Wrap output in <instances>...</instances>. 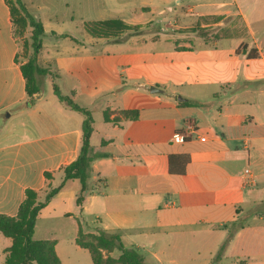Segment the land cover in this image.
I'll return each instance as SVG.
<instances>
[{
    "label": "crops",
    "instance_id": "1",
    "mask_svg": "<svg viewBox=\"0 0 264 264\" xmlns=\"http://www.w3.org/2000/svg\"><path fill=\"white\" fill-rule=\"evenodd\" d=\"M39 1L22 0L43 23L46 35L55 15H45ZM83 2L96 9L98 19L91 21L118 18L152 27L153 15L172 2L182 7L179 17L193 19L174 28V36L149 31L153 35L147 50L128 48L133 38L105 43L91 36L64 46L43 41L38 61L53 66V75L47 77L53 92L59 79L77 81L68 96L92 117L95 111L102 113L98 128L93 117L90 138L93 152L101 156L91 164L89 186L94 189L82 205L76 202L81 182L65 181L39 213L34 239L55 240L37 237L42 217L77 218V238L83 226L77 216H88L97 232L119 233L125 247L142 250L145 264L148 258L150 264H163L160 257L175 264L173 258L183 249L210 258L209 264L230 225L238 224L212 263L228 258L224 264H264V0ZM175 13L177 20V9ZM195 26L208 29L207 37L186 31ZM50 34L58 38L65 33ZM162 44L165 47H159ZM18 52L10 7L0 0V127L21 115L17 128L0 131V214L11 217L17 216L27 189L38 191L42 201L64 181L62 168L79 156L85 120L83 113L43 89L32 105H25L28 95ZM58 86L63 92L61 82ZM135 109L136 120L104 118L105 112L113 119ZM191 122L196 131L173 142ZM170 156L189 159L183 174L170 173ZM174 163L181 169L182 160ZM46 172L52 174L50 179ZM203 235L214 240L205 248L199 246ZM55 241L63 264L64 246ZM189 241L191 245L184 244ZM12 242L0 232V264Z\"/></svg>",
    "mask_w": 264,
    "mask_h": 264
},
{
    "label": "trees",
    "instance_id": "2",
    "mask_svg": "<svg viewBox=\"0 0 264 264\" xmlns=\"http://www.w3.org/2000/svg\"><path fill=\"white\" fill-rule=\"evenodd\" d=\"M6 2L11 10L15 36L17 35L15 31L16 25L19 26L22 31L27 28H31L32 30L31 46L33 48V55L26 62L21 63V70L26 80V91L28 95V100L25 102V105L30 106L33 103L34 96L42 90L40 78L50 74L47 68L40 66L38 63V54L43 46L45 28L41 21L36 20L28 12L22 0H6ZM83 28L93 38L114 39L115 41H120L122 35L126 32H138L141 30L140 25H129L118 18L87 21L83 23ZM186 31L196 32L203 38H206L209 34L208 29H203L200 26L189 28ZM17 61H19V52L17 54ZM53 87L54 93L61 102L85 115L80 153L75 161L62 168L64 181L58 187L50 189L45 195L44 200H39L38 191L29 188L25 192V200L21 204L17 216L11 217L0 214V232L10 237L13 241L11 247L7 250L4 264H62L55 251V240L34 239L35 226L39 213L48 205L51 199L59 193L67 180L78 179L82 184L76 200L78 206L82 205L86 195L91 193L94 189L89 186L91 164L97 157H100L101 154L93 152L90 142L94 121L91 111L80 106L70 96L63 94L57 83H54ZM184 104L205 106L193 102H185ZM104 118L107 122H120L122 119L136 120L139 118V110H123L113 119L110 118L108 112H105ZM178 160H182L181 169H176L174 167V162ZM188 161L189 159L182 156H170V173L183 174ZM45 177L50 179L52 174L46 172ZM231 238L232 236L223 243L219 249L220 252H218V257H220L222 252L226 249ZM94 241L95 244L84 241V233L80 225L76 243L81 248L89 251L93 264H145L144 255L136 248L125 247L119 233H107L101 230L98 232V235L95 236ZM101 249L111 252L118 250L121 252V256L117 260L110 259L105 263L102 260L103 257L100 253Z\"/></svg>",
    "mask_w": 264,
    "mask_h": 264
},
{
    "label": "rangeland",
    "instance_id": "3",
    "mask_svg": "<svg viewBox=\"0 0 264 264\" xmlns=\"http://www.w3.org/2000/svg\"><path fill=\"white\" fill-rule=\"evenodd\" d=\"M65 1L69 3L68 6L65 5ZM40 3L44 5L43 12H45V15H55V19H51L50 22V28L49 32H47L46 35L43 36L44 44L46 45H53V44H60L65 45L68 43H71L70 40L75 41H83L92 38L84 29H83V23L86 21L96 20L98 19V16L95 12L94 7H85V4L83 0H40ZM175 9L178 10V13L182 10V7L176 5V3L172 2L171 6L164 9H159L157 14L153 15L154 19V25L150 27V24H141V30L138 32L135 31H129L126 33V35H122V40L133 38L134 40H129L128 48H136V49H143L145 48L147 50V43L148 38L153 35V33L149 31H155L154 34H157L161 37L164 35L168 36H174L177 34V32L174 31V28H177L178 26H186L190 25L192 21V17H179L177 16L176 20V13ZM142 10H138V13H141ZM147 15V12H145ZM47 22V27H48ZM50 30H54L57 32H62L65 34H61L56 37H52L50 34ZM165 30V31H164ZM15 31L17 33V41L19 44V61L21 63L26 62L32 55H33V48L31 46L32 40H31V33L32 30L30 28H27L22 31V29L19 28V26H15ZM148 31V32H147ZM145 38V40H143ZM97 39V38H94ZM102 42H112L114 39H98ZM159 47H165L162 45H159ZM39 62V61H38ZM39 65L42 67H46L49 72L53 75L54 69L53 66L47 67L43 62H39ZM47 76H43L40 78L42 89L47 95L54 96V92L52 89V85L48 84ZM62 83V93L66 95L70 94V89L75 86L77 81H73L70 79H63L58 80V84ZM57 83V82H56ZM56 96V95H55ZM54 98H58L57 96ZM104 101H110V97L104 96L102 97ZM80 100L84 104H88L87 100H84V98H81ZM58 100V99H57ZM21 115H14L13 117H10L6 120V123L3 124L2 127H0V131L8 130L10 127L17 128L21 123L19 121V118ZM102 113L100 111H95L93 113V117L95 119V125L98 128L100 124H102L101 121ZM6 127V128H5ZM97 136V135H96ZM96 136L93 140V143L95 142ZM82 222V229L84 233V241L87 243L95 244L94 238L96 235H98L97 232V224L92 223V218L86 217L84 220L82 218H79ZM77 218L76 219H64L62 217L60 218H54V217H42L38 221L37 225V237H43L48 239H55L60 244L64 246L65 255L62 256L63 264H92V258L86 249H78L76 247V231H77ZM238 226V224H236ZM235 226L230 225L229 230L226 231V235L221 240V246L230 236H233V231L235 229ZM215 240L218 239V237L215 235ZM199 246L201 248H205L209 246L211 243L214 242L213 237H207L205 235L201 236L199 239ZM185 245H191L192 241L185 242ZM189 249H193L191 247H187ZM221 248V247H220ZM142 254L144 253L142 250H139ZM190 250L183 249L181 250V254L174 257L175 264H208L207 257H200L197 258L193 251V254L189 252ZM220 252V251H219ZM100 253L103 257V261L105 263L108 262V260H117L121 256V252L118 250L114 251H107L105 249H101ZM144 255V254H143ZM147 257V256H145ZM172 258L169 257H160V260L163 264H171L170 260ZM219 257L216 256L213 260H211V263L214 264V260H218ZM226 260V259H225ZM228 260V258H227ZM226 260V261H227ZM226 261H224L222 264H224ZM150 260L148 258V264H150ZM220 263V262H219ZM217 263V264H219ZM118 264V263H117ZM120 264V263H119Z\"/></svg>",
    "mask_w": 264,
    "mask_h": 264
},
{
    "label": "built area",
    "instance_id": "4",
    "mask_svg": "<svg viewBox=\"0 0 264 264\" xmlns=\"http://www.w3.org/2000/svg\"><path fill=\"white\" fill-rule=\"evenodd\" d=\"M196 131V126L191 122L188 124L186 130L177 132L175 136L172 138L173 142H181L187 138V136H191L192 132ZM200 140H206V137H201Z\"/></svg>",
    "mask_w": 264,
    "mask_h": 264
},
{
    "label": "water",
    "instance_id": "5",
    "mask_svg": "<svg viewBox=\"0 0 264 264\" xmlns=\"http://www.w3.org/2000/svg\"><path fill=\"white\" fill-rule=\"evenodd\" d=\"M151 91H152V92H155V91H157V90H155V88L152 87V88H151ZM179 100H182V98L179 97Z\"/></svg>",
    "mask_w": 264,
    "mask_h": 264
}]
</instances>
